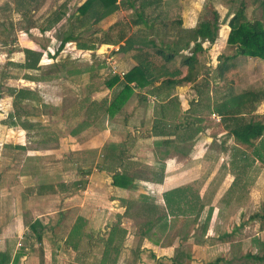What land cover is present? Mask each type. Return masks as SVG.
<instances>
[{"label":"rangeland","instance_id":"rangeland-1","mask_svg":"<svg viewBox=\"0 0 264 264\" xmlns=\"http://www.w3.org/2000/svg\"><path fill=\"white\" fill-rule=\"evenodd\" d=\"M63 1L64 0H36L30 4L23 3V5L15 7L14 0H0V175L3 178L5 186L3 192H6L5 194L9 198V202L13 199L14 202H12L14 204L17 202L18 189H21V186L23 187L26 183L33 184L38 181H49L57 186L60 185L57 183H60L61 180L72 181V179L77 178V175L84 176L85 174L79 171L87 166L86 163L82 162L83 159L85 160L87 158L92 161L94 155L92 152L93 134L97 135V140L105 138L107 142L104 143L103 147L107 143L112 142L108 140V136H113L115 142L122 141V139L126 138L125 144L128 146L131 141H134L132 139L134 136L133 134L136 133V130H134L135 128H138L139 133L144 135L145 129L147 127L151 129V124L153 123L161 127H163V123H172L175 114H177V107L179 104L178 96L173 97V93L176 95H188L187 97L189 98L192 97V95H194V97L196 96L195 102L189 101L187 97L184 98L186 101L183 102L181 106L184 108L182 111L194 115L195 120L198 118H195L197 115L205 116L200 118L201 122L205 123L204 125H210V123H215L216 121H214V118L212 120V118L210 119L208 116L211 111L217 114L213 111L214 106L227 97V91L231 90L233 94H237L246 89L258 90L264 87V62L260 59H246L237 55L236 61L238 67L228 71V73L226 72L224 79H219L216 75V66L219 62V56H228L235 52L232 46L226 44L225 37L227 34L226 20L237 6L238 0H164L162 8L168 11L169 17L175 18V15L178 16L182 22L180 27H186L185 30L195 27L200 21L210 19L211 11L215 10L218 13V20L220 21L216 38L213 43H208L206 41L201 42V51L195 53L196 63L194 67L197 73L192 82H184L179 85L180 87L178 89L174 86L171 90L169 101L165 104L164 102L163 104H158L156 101L159 99L155 101L150 95H147L146 102L139 104L132 95L113 115L111 121L114 123L115 128L109 133L107 129H110L108 126L110 121L105 118L104 105L110 98L113 91L112 88L115 86L113 85L108 88L105 86V81L108 80L113 73H117L121 76L120 72L124 68H129L130 65H133L132 63H138L141 60L147 63L146 67L149 70L150 68L158 69V67L162 66L172 71L179 67L181 73L175 77H181L186 70L185 67L180 64L184 58L191 53L193 42H189L185 49L179 50L177 55L166 64H163L160 57L155 56L149 47L138 48L134 45L132 47L127 45L123 46L124 38L116 44L99 43L98 41L101 39L103 32L107 31L109 26L115 21H129V16H132V12L126 5H122L92 27L86 26L80 30V39L96 38V41H89L94 45L92 49H78L74 42H67L57 54L51 56L58 42L55 36V31H58L57 26L63 23L68 13L82 2V0L66 1L64 9L60 11L62 16L59 22L50 26L48 30L43 32L39 31L38 27L46 23L50 10L57 8ZM259 1L261 0H256L255 3L252 4L250 0H245V16L247 20L257 19L260 22H264V0H262L263 4L261 6L258 4ZM116 28L118 27L112 28L113 31L110 32L113 37H115L114 29ZM132 28L137 31L141 29H143V31L145 30V27L141 24ZM93 30H95V32L90 34ZM146 33L148 37L154 38L156 43H159L158 40L162 39L166 41H175L177 31L176 29L168 30V33L163 35L161 32L159 34L158 30L153 26V28ZM25 53H35L38 55L39 59L36 69H25L21 66V64L24 63ZM156 66L158 67L156 68ZM66 69H71L73 72L68 75L65 72ZM28 76L39 77V79L31 80L32 78ZM20 87L31 89L33 92L32 98L25 99L24 101L14 100L13 96L9 94L8 89ZM139 92L142 93V91ZM86 106L91 107L89 115L91 116L92 124L75 134H70L69 132L72 127H74L73 125L83 118L85 114L83 110H85L84 108ZM143 109L148 110L147 121L145 122L147 126L140 129L138 123L140 119L143 123V116L140 113ZM260 113H264V98L257 100L253 110L247 112L244 117L252 116L256 119H260L264 123V115ZM123 115L127 116L129 123L127 127V132H129V134L127 137L124 135L125 132L123 133V130H120L122 128L119 125ZM213 115L214 114L211 116ZM225 118L226 122H224V125L231 126L235 122L234 119ZM10 119L14 121V124L9 123ZM180 120L179 123L183 122L180 125H187L188 123L194 124L193 118H182ZM28 124L32 125V128L26 131L22 128V125ZM132 124L134 127L131 126ZM101 125H103V127ZM66 135H70V137ZM62 136L65 137L63 138ZM224 136V139H227L226 134H224ZM213 137V140L216 139L215 136ZM261 139L264 140V131ZM135 143L134 141V145H131L130 148L133 157L136 156V160H139L138 158L140 156H147L150 158L151 152L149 151L151 150L148 147L151 145L145 142H143L142 145ZM154 143L156 142H153V144ZM71 146L74 149L73 152H70L74 154L72 157L77 159L79 162L76 163H81V165H79V168L78 165L75 166L78 170L75 168L74 171L67 172L66 166H68V164L63 162V160L70 156V153L67 152V148ZM144 147H146L145 150L143 149ZM76 148H78V150H76ZM36 151H45V154L42 153L39 156L33 157H39V159H37L38 165L36 164L35 167H31L27 157H29L28 155H33ZM252 161H254V159H252ZM255 162L256 165H254V168L247 167L243 175L246 177L252 171L258 172V186L260 185L257 190L258 200L255 202L253 209L249 210L247 215L242 217L240 226L248 221L258 220L256 221L257 226H255L254 229L248 228L243 233H235L232 235L233 238L229 236L223 239V242H228L230 239H232V242H229L227 247L221 248L218 245L220 241L218 239L219 235L225 230L229 231L230 227L232 229L233 225L238 220L233 222L231 216L211 217L202 233L201 230H199L200 227H197L195 237L190 236L188 239L182 240V246H180V249L177 247L175 253V255L177 254L179 256V259L180 257L184 258L185 253H190L192 258L188 260V264H211L216 257H221V259H218V261H215L213 264H264V262H257L251 257L245 256V254L259 255L262 252L264 253V249L261 250L254 247L249 240L251 234L254 233L256 229H259L257 228L259 222L263 221L261 217L249 219V216L253 213H260L261 204L264 202V165L257 160ZM113 164L114 161L111 162V165ZM128 167L130 172L128 174H131L132 179L141 176L151 178V175H153V173L150 175L149 169L146 167L141 166L143 169L135 168L133 165H129ZM256 167L259 168L257 169ZM37 177H39L40 180L37 181ZM102 177L105 176L102 175ZM21 181H23L22 184ZM86 181L78 182V190H76L78 194H76V192L74 197L71 195V197L65 200V202H62L61 205L75 211L74 207L76 203L79 204L82 199L81 206L83 207V211L91 212L90 209L92 208L93 200H105L108 193L102 191L98 194V192H96L97 185L95 182L93 180L91 182ZM35 185L37 184H34V186ZM131 185L133 184L129 183L128 188H130ZM141 185L148 193L151 192L149 183H143ZM24 189L25 188H23V190ZM54 189L56 193H53H55V195H52V193L49 195V199L45 200V211H52L58 207L60 203L58 197H60L59 195H62L63 192L70 193L75 191V188L62 189L58 186ZM129 193L136 194L134 190H131ZM247 200L246 196L245 198L235 200L233 204H236L238 207H243ZM217 203L215 206L219 208L221 206L220 200H217ZM234 207L235 205H232L231 209ZM85 219V226L94 225V215L90 216V214H85ZM201 219L202 217L199 220L201 221ZM228 220L229 222L227 223ZM196 224L198 226V223ZM175 225H178V223ZM192 227H195V225H190L188 229L191 230ZM260 230L261 234L258 232V235L264 241V229ZM146 236L148 240L152 242L157 243L160 241V244L169 240L166 238V235L155 232H148ZM89 240H91L90 237ZM172 241L175 244V239ZM198 241L202 243L199 245ZM237 242H242V245L237 244ZM235 243L236 246L234 245ZM46 248H48L50 253V246ZM151 249L154 250V253L157 255L162 251L158 249V246L151 247ZM85 250L88 251L90 249L86 248ZM85 250L81 248H76L74 250L76 253H84L81 255L79 262L76 261L77 264H91V262H94ZM59 256L62 259V264H69L70 260H73V255L71 254L68 256L67 252L59 253ZM144 256L149 258L148 253H144ZM183 260L184 259H182V261ZM40 261L43 262V258H40ZM158 262H161V264H169L170 261L165 258L152 264H158ZM48 264H51V261H48ZM142 264L146 263L142 262ZM147 264L151 263L147 261ZM181 264H185V260Z\"/></svg>","mask_w":264,"mask_h":264},{"label":"crops","instance_id":"crops-1","mask_svg":"<svg viewBox=\"0 0 264 264\" xmlns=\"http://www.w3.org/2000/svg\"><path fill=\"white\" fill-rule=\"evenodd\" d=\"M122 22L126 23L129 27L124 39L132 31H137L132 28L137 25L133 26L128 20ZM185 28L186 27H182L181 29ZM132 64L135 65L137 63L134 62ZM126 69L128 68H124L123 70ZM175 87L178 89L180 86L176 85ZM175 96H178L179 104L177 107V114H175L172 120V130H166V134L153 135L151 129H149L150 127H147L144 135H141L138 128L134 129L138 135L136 133L133 134L132 140L139 145H142L143 142L151 145L149 147L147 146L151 150L149 151L151 152L150 158L147 156H140L138 158L139 160H136V156L133 157L132 151L130 150L131 145H134V141H131L133 144L130 142V145L127 146L125 144L126 138L122 139V141L115 142L113 136H108L109 141L113 143H123L128 151H126L123 166L116 161H114L113 165H111L113 161H111L110 164L108 161L107 164L100 153L104 143L107 141L105 138L97 140V135L93 134L92 148L94 155L92 161L90 162L87 158L85 160L82 158V162L87 164V166L82 168L89 169V171L84 176L77 175L76 179L71 178L72 181L61 180L60 183H57L60 184L57 186L62 189L75 188V191L70 193L63 192L62 195H59L60 197H58V200L60 203L55 210L45 211V200H48L49 195L55 192L54 188H57L56 184L53 185V183L49 181H38L40 178L37 177V183H26L23 187L21 186V189H18L17 202L14 204V199L12 200L13 202H9V198L5 194L6 192H3L5 186L3 178L0 175V264H48V261H51V264H62L59 253L64 252H67L68 256L71 254L73 255V260H70L69 264H77L81 255L84 253L80 254L78 250L76 253L70 248L69 242L67 241H70V244H76L77 249H90L85 251H87V254L90 255L94 261L91 262V264H98L106 245L108 248L117 247L116 254L111 253L105 255L106 264H142V262L147 264V261L152 264L165 258L170 260L174 257L177 251L176 248L178 247L180 249V246H182L183 239L196 236V224L191 230L188 229L190 226L186 229H182V225L180 224L181 218L173 219L169 224V220L172 218L168 216L167 227L164 230H158L157 226H152L149 232L166 235V238L169 240L162 244H160V241L155 243L148 240L146 235L141 236L140 233L144 229L140 224L143 221V216L141 212L137 211V207L139 204V196L143 194L150 197L154 205L162 208L164 205L162 193L174 188L187 187L188 195H197L196 197L198 200L202 201L201 203L211 207L209 219L215 216H231L233 222L238 220L233 225L232 229L230 227L231 233L229 236L232 238V235L235 233H243L248 228L254 229V227L257 226L256 221L258 220L248 221L242 226H240V222L242 221V217L247 215L249 210L253 209L255 202L258 200L257 190L260 186H258L259 179L257 180L259 176L258 172L252 171L246 177L243 175L247 167L254 168L257 159L253 156L251 151L245 150L241 145L235 143L228 133V127L226 128L223 126V123L220 122L219 115L217 116V114L211 111L208 117L210 119L212 118V120L214 118V121L217 123L204 125L205 123L201 122L200 118L205 116L197 115L195 118H198L195 120L194 115L182 111L184 108L181 106L183 102L186 101L184 98L188 95H176L173 93V97ZM150 97L156 101L155 97L151 95ZM169 98L170 96L159 99L156 102L158 104H163L164 102L165 104L169 101ZM187 98L191 102L196 101V96L194 97V95ZM147 112L148 110L144 109L140 112L143 116V123L141 119L138 123L140 129L147 126L145 125L147 121ZM212 114L214 115L211 116ZM260 114L264 115V113ZM182 118H193L194 124L188 123L187 125H180L183 123H179ZM108 124L110 129H107V131L111 133L115 125L112 121ZM119 125L122 128L120 130H123V133L125 132L124 135L127 137L129 134V132H127V127L129 125L128 118L126 123L121 121ZM175 125H177V129ZM131 126L134 127L133 124ZM224 134H226L227 139H224ZM66 136L70 137V135ZM213 136H215L216 139L213 140ZM62 137L64 138L65 136ZM164 139H171L172 143L164 147L166 146L162 144ZM153 142L156 143L153 144ZM145 148L146 147L143 149L145 150ZM156 148L162 150L168 148L169 152L162 158H159V155L156 156L153 154ZM67 150V152L70 153L73 152L74 149L71 146L67 148ZM76 150H78V148H76ZM42 153L45 154V151H36L33 155H28L29 157H27V159H29L28 162L31 164V167H35L36 164L38 165L37 159H39V157H33L39 156ZM69 155L70 156L63 160V162L68 164V166H66L67 172L74 171L76 165H78V168L79 165H81V163H76L79 161L72 157L74 155L73 153ZM252 159H254V161H252ZM157 163L163 164L162 177L158 182L154 181L153 175H151L154 169H157V167L160 169ZM129 165L141 169H143L142 167L148 168L151 178L141 176L132 179L131 176L130 183L133 185H131L130 188H128V186L119 187L113 185L111 183L110 170L108 171L106 167H113L111 172L120 171V168L123 167L126 173H130L128 170ZM256 168L258 169L259 167ZM102 175L105 177H102ZM86 180L88 182L92 180L95 182L97 185L96 192H98V194L102 191L108 193L105 200H93L92 208L90 209L91 212L83 211V207L81 206L82 199L79 204L76 203L74 207L75 211L61 205L62 202H65L71 195L74 197L77 192L76 190H78L77 184H79L80 181L84 182ZM22 182L23 181H21V184ZM143 183H149V188H151L150 193L143 189L141 185ZM34 184L37 185L34 186ZM23 188L25 189L23 190ZM131 190H134L136 194H130L129 192ZM55 193L52 195H55ZM76 194H78V192ZM246 196L248 200L243 207H238L236 204H233L235 200L245 198ZM217 200L221 202L219 208L215 206ZM232 205H235L233 209H231ZM85 214H90V216L94 215V225L85 226ZM202 215L203 212H200V216ZM262 219L263 221L259 222L257 227L259 229H256L249 239L254 247H257L253 240L254 238L263 241L258 235V232L260 233L261 231L260 229H264V218ZM228 222L229 220L227 223ZM176 223H178V225H175ZM113 230L124 231L125 234L123 238L120 239L113 236L108 241L107 237L109 232ZM230 230H225L220 235L230 232ZM183 232H185V234ZM89 236L91 240H89ZM173 239H175V244L172 241ZM229 242H232V239L228 242L219 241L218 245L221 248H225L228 246ZM198 243L200 245L202 242L198 241ZM241 243L237 242V244L242 245ZM234 245L236 246V243ZM48 246H50V253L48 248H46ZM155 246H158L160 251L162 250L159 255L155 254L154 250L151 249V247ZM144 253H148L149 258L144 256ZM40 258H43V262L40 261ZM190 258H192L190 253H185L184 258L180 257L179 264L184 262V260L185 264H188ZM182 259L184 260L182 261ZM218 259H221V257H216L212 262L214 263Z\"/></svg>","mask_w":264,"mask_h":264},{"label":"trees","instance_id":"trees-1","mask_svg":"<svg viewBox=\"0 0 264 264\" xmlns=\"http://www.w3.org/2000/svg\"><path fill=\"white\" fill-rule=\"evenodd\" d=\"M33 1L36 0H14L15 7L23 5V3L30 4ZM66 1L68 0H64L57 6V8L50 10L46 23L38 27L39 31L43 32L48 30L50 26L59 22L62 16L60 11L64 9ZM250 1L254 4L256 0ZM163 2L164 0H83L70 13H68L67 17L64 18V22L57 26L58 31H55V36L58 42L56 43L51 56L57 54L67 42H74L78 49H92L94 45L89 41H96V38L80 39V30L86 26L92 27L104 17L112 14L122 5H126L127 8L131 10L132 16H129V22L133 26L141 24L145 27V32L143 29L132 31L123 40V46L127 45L132 47L134 45L138 48L149 47L153 54L160 57L163 64H166L177 55L179 50L185 49L189 42H193L191 53L186 56L180 64L181 66H184L186 70L181 77H175L181 73L179 67L172 71H169L162 66H156L158 69L150 68L149 70L146 67L147 63L143 60L130 66L126 70H122L121 76L117 73H113L110 78L105 81L106 87L109 88L113 85L115 86L112 88L113 91L110 98L104 105V115L109 121L115 112H117L132 95L139 104H142L143 102H146L147 95H152L156 99H164L165 97L170 96L171 90L174 86L180 85L184 82H192L197 73V70L194 67V64L196 63L195 53L201 51V42L206 41L208 43H213L216 38L220 21L218 20V13L215 10L211 11L210 19L200 21L195 27L185 30L179 27L181 21L178 16L175 15V18L168 16V11L162 8ZM258 4L261 6L263 1H259ZM245 7V0H238L237 6L226 20L227 34L225 42L227 45L232 46L235 52L232 55H225L223 57L219 56V62L216 66V75L219 79H224L226 72L228 73V71L237 67V55L246 59H260L264 62V22H260L257 19L250 21L247 20L245 16ZM153 26L158 30L159 34L161 32L163 35H166L168 30L176 29V40L166 41L162 39L158 40L159 43H156L155 39L148 37L146 33L151 30ZM114 27H118L114 29L115 37L111 36L110 33L113 31L112 28ZM128 29L129 27L126 23L115 22L109 26L107 31L103 32L101 39L98 42L102 44H116L124 38ZM93 32H95V30L90 34H93ZM24 58V63L21 64L23 68H37V62L39 59L37 54L25 53ZM65 72L69 75L73 70L66 69ZM28 77L32 78L31 80L39 79V77ZM28 77L26 78L29 79ZM139 91H142V93ZM8 92L13 96L14 100L17 101H24L33 96L31 89L26 87L9 88ZM227 92V97L222 102L216 104L213 111L219 115L223 125L224 122H226L225 117L235 120L231 126L224 125L228 127V133L231 135L235 143L241 145L245 150L251 151L253 156L264 165V140L261 139L264 131V123L260 119H256L252 116L244 117L247 112L253 110L254 104L257 100L264 98V87L258 90L246 89L237 94H233L231 90ZM84 109L83 112H85V114L83 115V118L73 125L74 127L70 130V134H75L92 124L91 116L89 115L91 107L86 106ZM121 121L126 123L127 116H123ZM9 123L14 124V121L10 119ZM171 124V122L163 123V127L158 124H151L153 135L166 134V130H172ZM22 126L26 131H29L32 128V125L29 124ZM101 126L103 127V125ZM175 128L177 129V125H175ZM171 143V139H164L162 141V144L166 145L164 147H167ZM126 151L128 150L123 143L109 142L101 149L100 153L105 163L109 161L110 164L111 161H116L123 166ZM168 152V148L163 150L156 148L154 149L153 154L156 156L159 155V158H162ZM157 164L160 169H158V167L157 169H154L153 180L158 182L162 177L163 164ZM106 169L112 171L113 167L109 166L106 167ZM88 171L89 169H81L82 174H86ZM130 182L131 175L126 173V170H124L123 167L120 168V171L111 172V183L113 185L126 187ZM196 196L195 194H192L191 196L188 195L187 187L170 189L162 193L164 205L162 208H159L152 203L150 197L143 194L140 195L137 211L141 212L143 216V221L140 223L144 228L140 233L141 236L146 235L152 226H157L158 230H164L167 227L168 216L172 219L181 218L180 224L182 225V229H186L188 226L198 223V226L196 224V228L200 227L199 230H201L202 233L205 230V225L209 220L212 208L201 203L202 201L198 200ZM200 212H203V216H200ZM201 217L202 219L200 221L199 219ZM260 217H264V202L261 204L260 213H253L249 216V219H257ZM172 219L169 220V224ZM183 233L185 234V232ZM230 233L231 231L223 233L222 235H219L218 239L223 241V239L229 237ZM124 234V231L113 230L109 232L107 239L109 241L113 236L122 239ZM253 240L258 249H264V241H259L256 238ZM67 242H69L72 250L77 248L76 244H70V241ZM111 253L116 254L117 247L108 248L106 245L98 264H105V255ZM245 256L251 257L257 262H264L263 252L259 255L245 254ZM169 261V264H179V256L176 254ZM158 264H161V262H158Z\"/></svg>","mask_w":264,"mask_h":264},{"label":"built area","instance_id":"built-area-1","mask_svg":"<svg viewBox=\"0 0 264 264\" xmlns=\"http://www.w3.org/2000/svg\"><path fill=\"white\" fill-rule=\"evenodd\" d=\"M122 74V72H120Z\"/></svg>","mask_w":264,"mask_h":264}]
</instances>
